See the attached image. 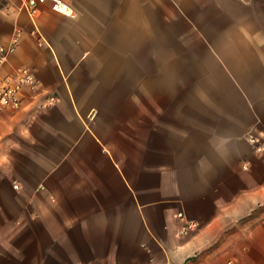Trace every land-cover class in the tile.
<instances>
[{
  "label": "crops",
  "instance_id": "0c3cea01",
  "mask_svg": "<svg viewBox=\"0 0 264 264\" xmlns=\"http://www.w3.org/2000/svg\"><path fill=\"white\" fill-rule=\"evenodd\" d=\"M64 1L0 0V77L38 81L0 112V264H264V0Z\"/></svg>",
  "mask_w": 264,
  "mask_h": 264
},
{
  "label": "built area",
  "instance_id": "2783aa9c",
  "mask_svg": "<svg viewBox=\"0 0 264 264\" xmlns=\"http://www.w3.org/2000/svg\"><path fill=\"white\" fill-rule=\"evenodd\" d=\"M21 2L22 8L31 19L39 13L40 6L44 3H50L52 9L55 11L73 15L70 7L64 0H21ZM17 42L18 33L13 36L9 45L0 44V65L15 50ZM24 85L28 86L32 91L38 86V81L27 67H19L12 74L0 77V112L6 108L18 109L21 106V92ZM54 101V97H50L47 103L52 104ZM250 139L253 141L252 136H250ZM14 187L16 188L17 185H14ZM177 215L184 221L181 228L182 233H188L195 229V221L187 219L186 215L181 211Z\"/></svg>",
  "mask_w": 264,
  "mask_h": 264
},
{
  "label": "rangeland",
  "instance_id": "374dc122",
  "mask_svg": "<svg viewBox=\"0 0 264 264\" xmlns=\"http://www.w3.org/2000/svg\"><path fill=\"white\" fill-rule=\"evenodd\" d=\"M186 218L189 219V220H193V221L196 222L195 229H193L192 231H190V232H188V233H182L181 228H182V225L184 224V221L182 220V225H181V227H180V234H182V235H191V234H194V233L197 231V229H198L200 223H199L198 220H196V219H194V218H190V217H188V216H186Z\"/></svg>",
  "mask_w": 264,
  "mask_h": 264
}]
</instances>
